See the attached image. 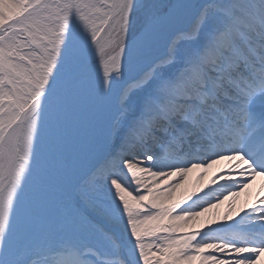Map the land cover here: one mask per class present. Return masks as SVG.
Returning <instances> with one entry per match:
<instances>
[{"label": "snow or ice", "instance_id": "obj_1", "mask_svg": "<svg viewBox=\"0 0 264 264\" xmlns=\"http://www.w3.org/2000/svg\"><path fill=\"white\" fill-rule=\"evenodd\" d=\"M257 176L264 0H0V264H264Z\"/></svg>", "mask_w": 264, "mask_h": 264}, {"label": "bare ground", "instance_id": "obj_2", "mask_svg": "<svg viewBox=\"0 0 264 264\" xmlns=\"http://www.w3.org/2000/svg\"><path fill=\"white\" fill-rule=\"evenodd\" d=\"M212 175V171L206 174L198 175V169H193V171L188 174V178L183 186L179 189L177 197L188 192L197 191L204 182H206V185H209L213 180ZM242 196L245 197L240 204L239 197ZM239 197L237 195L235 197L224 199L217 208L211 209L209 212L204 213L201 219H206L214 214H218L222 217L226 212H228L230 205L234 206L235 211L232 212V215L235 214V216V212L239 211L240 209L249 208L258 198L264 197V176H257L251 181V183H249L247 188L240 190Z\"/></svg>", "mask_w": 264, "mask_h": 264}]
</instances>
